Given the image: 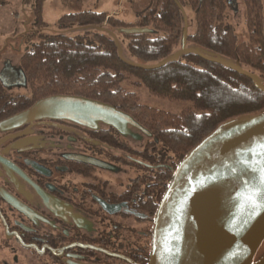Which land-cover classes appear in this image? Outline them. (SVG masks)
Segmentation results:
<instances>
[{"label":"flooded vegetation","instance_id":"obj_1","mask_svg":"<svg viewBox=\"0 0 264 264\" xmlns=\"http://www.w3.org/2000/svg\"><path fill=\"white\" fill-rule=\"evenodd\" d=\"M39 1L31 3L29 22L0 23V264H147L171 179L162 177L173 174L176 154L131 124L132 134L123 135L103 122L87 126L58 114L15 119L41 99L82 96L34 91L24 67L34 47L92 25L109 28L115 15L107 14L106 25L63 28L57 20L52 27ZM241 4L228 0L234 25L243 21Z\"/></svg>","mask_w":264,"mask_h":264},{"label":"trees","instance_id":"obj_2","mask_svg":"<svg viewBox=\"0 0 264 264\" xmlns=\"http://www.w3.org/2000/svg\"><path fill=\"white\" fill-rule=\"evenodd\" d=\"M179 1L193 16L188 44L239 59L244 69L264 81V0H242L244 40L227 21L228 0ZM36 14L40 16V11ZM107 14L82 10L65 13L57 22L63 28L100 25ZM107 26L112 30L130 26L153 29L117 35L127 58L156 63L181 47L184 20L175 0H152L137 21L128 22L114 15ZM24 67L32 75L35 92L75 93L123 108L159 138L163 152L166 148L174 152L178 163L219 124L264 110V92L232 68L195 53L184 54L158 69L136 68L120 58L117 43L109 33L95 28L50 37L25 57ZM124 82L144 85L151 95L186 100L191 105L174 113L143 104L136 92L123 86ZM172 176L170 172L162 179Z\"/></svg>","mask_w":264,"mask_h":264},{"label":"water","instance_id":"obj_3","mask_svg":"<svg viewBox=\"0 0 264 264\" xmlns=\"http://www.w3.org/2000/svg\"><path fill=\"white\" fill-rule=\"evenodd\" d=\"M175 2L182 10L184 20L181 47L156 63H141L127 58L117 35V32H153V29L92 27L109 33L117 43L120 58L133 67L158 69L184 54L195 53L249 77L264 92L263 79L244 69L239 59L226 58L214 51L187 44L188 16L180 1ZM240 16L241 11H237L238 21ZM106 24L107 21L104 22ZM50 114L87 126L103 122L123 135L132 134L128 124L152 134L117 105L84 96L47 97L15 119ZM261 143H264V110L233 117L219 124L181 159L156 212L153 248L147 264H264V252L261 254L264 208L253 209L243 198L245 182L257 181L258 173L248 165H256L260 159L255 153Z\"/></svg>","mask_w":264,"mask_h":264},{"label":"rangeland","instance_id":"obj_4","mask_svg":"<svg viewBox=\"0 0 264 264\" xmlns=\"http://www.w3.org/2000/svg\"><path fill=\"white\" fill-rule=\"evenodd\" d=\"M38 0H29L23 4L22 0H0V23L7 24L12 22L14 17L15 23H24L32 17L31 3ZM152 0H40L43 18L47 26H55L56 21L65 13L76 12L81 10L105 11L114 13L119 18L135 22L140 15L151 5ZM243 5L241 4V8ZM232 18V17H231ZM191 25L193 23L192 13H189ZM232 19L227 21L231 22ZM233 24V23H232ZM237 33L242 40L246 39V27L244 22L234 25ZM123 86L130 91L136 92L140 96L143 104L153 106L170 112H180L185 107L190 106L191 102L186 100L171 101L151 95L144 85L124 82ZM264 252V241L261 245V254Z\"/></svg>","mask_w":264,"mask_h":264},{"label":"snow or ice","instance_id":"obj_5","mask_svg":"<svg viewBox=\"0 0 264 264\" xmlns=\"http://www.w3.org/2000/svg\"><path fill=\"white\" fill-rule=\"evenodd\" d=\"M258 147L259 151L255 154L260 159L257 160L256 165H248L254 172L258 173L257 181L256 183L246 181V188L243 193V198L253 209L264 208V143Z\"/></svg>","mask_w":264,"mask_h":264}]
</instances>
